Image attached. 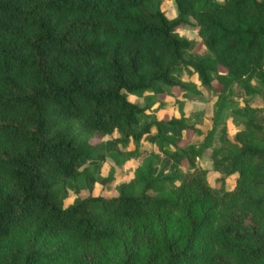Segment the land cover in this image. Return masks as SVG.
<instances>
[{"label": "trees", "instance_id": "16d2710c", "mask_svg": "<svg viewBox=\"0 0 264 264\" xmlns=\"http://www.w3.org/2000/svg\"><path fill=\"white\" fill-rule=\"evenodd\" d=\"M161 1L0 0V264H108L126 235L143 246L130 244L119 264H264V125L253 110L237 108L241 129L220 136L212 188L194 144L175 133L200 130L128 99L175 87L197 98L186 69L219 110L235 85L264 88V0H174L172 18ZM182 27L198 28L206 53L187 55L195 43ZM144 135L174 160L171 172L140 149ZM106 154L142 157L133 183L64 207L69 191L99 179Z\"/></svg>", "mask_w": 264, "mask_h": 264}, {"label": "rangeland", "instance_id": "374dc122", "mask_svg": "<svg viewBox=\"0 0 264 264\" xmlns=\"http://www.w3.org/2000/svg\"><path fill=\"white\" fill-rule=\"evenodd\" d=\"M223 0H217L218 3ZM154 8L158 7L152 5ZM161 11L169 18L176 15V5L174 0H162L159 4ZM178 33L187 37L195 43V48L187 55L195 58L197 53H206V49L201 44V37L196 27H182L179 28ZM187 77H182L181 80L189 81L196 84L200 95L197 98H190L185 92L174 88L172 91L167 92L164 89H159L157 93L147 92L146 96H152V100L147 101L144 97H137L128 95V99L141 106L149 105V110L146 112L157 120L167 119L171 117L179 118L183 114L189 124L194 125L200 130V133L193 134L192 130H179L176 134L181 136V145L188 142L194 144L195 159L194 163L197 167L205 169V181L210 187H220L221 174L214 170L213 156L220 146V136L226 135L233 138L236 132L241 129L242 117H240L236 110L240 109L242 112L247 109H252L249 112L253 118L264 125V88L260 85L257 78L250 81V85L254 88L255 92L249 93L244 91L240 86L235 85L233 93L228 96L231 104L219 110L217 97L215 94L200 86L198 80L189 69H186ZM212 131V134L210 132ZM150 135L156 134L155 126H151ZM119 132L116 130L112 135L103 137V141L108 142L113 137L118 136ZM140 149L145 153L153 150L158 153L157 164L164 165L167 172H171V164L174 161L167 154L159 152L155 144L149 141L147 135L141 139ZM144 156V155H143ZM142 157L139 159H129L123 164H117L113 158L108 154L99 169V179L89 181V187L81 189L79 193L69 191L66 198L63 200V206L67 207L75 198L86 197L92 195L113 196L117 193L116 186L122 183H133L134 172L139 165ZM178 165L184 170H187V162L185 159L177 161ZM87 163L80 164V168H84ZM225 188L230 190L235 183V175H230L225 178ZM125 236V235H123ZM131 236L126 235L121 240H115L110 246L111 255L108 258V264H119L125 254L128 246H143V241L138 237V241L133 244ZM134 240V239H133ZM132 240V241H133Z\"/></svg>", "mask_w": 264, "mask_h": 264}]
</instances>
